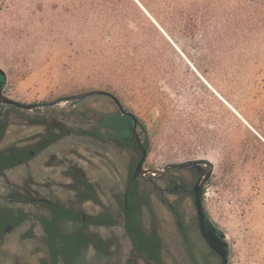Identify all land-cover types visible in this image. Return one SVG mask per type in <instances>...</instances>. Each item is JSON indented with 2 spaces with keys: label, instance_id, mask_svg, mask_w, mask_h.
Returning a JSON list of instances; mask_svg holds the SVG:
<instances>
[{
  "label": "rangeland",
  "instance_id": "1",
  "mask_svg": "<svg viewBox=\"0 0 264 264\" xmlns=\"http://www.w3.org/2000/svg\"><path fill=\"white\" fill-rule=\"evenodd\" d=\"M134 1L158 17L153 0ZM96 2L0 0V69L8 93L48 102L89 89L112 92L143 123L149 164L212 163L203 203L210 220L227 234L230 264H264V85L257 88L253 81L264 80V67H245V56L226 52L229 44L221 35V19L232 15L231 26L250 33V41L242 42L256 49L249 60L264 63V0H181V7L207 25L216 54L198 60L196 45L203 37L184 38L165 20L171 47L156 40L164 59L150 64L118 58L114 47L121 42L99 32L110 12L101 14ZM157 68L172 70L176 77ZM112 104L109 98L91 97L59 107L79 112L72 120H82L89 129L102 114L117 111ZM88 151L93 149L84 148L85 156ZM134 157L114 159L110 173L117 193L125 180L123 162ZM152 199L163 217L166 248L175 232L173 215ZM18 247L19 264L37 263L39 256L31 255L28 242Z\"/></svg>",
  "mask_w": 264,
  "mask_h": 264
},
{
  "label": "flooded vegetation",
  "instance_id": "2",
  "mask_svg": "<svg viewBox=\"0 0 264 264\" xmlns=\"http://www.w3.org/2000/svg\"><path fill=\"white\" fill-rule=\"evenodd\" d=\"M109 99L117 111L85 129L82 120H72L79 112L59 107L65 102L11 96L0 69V264H19L18 246L26 242L31 255L39 256L36 264H222L199 230L193 198L207 165L149 164L143 123L121 115ZM139 144L147 149L140 170L160 175L136 174ZM84 148L93 151L85 156ZM131 154L117 193L111 166ZM207 182L201 187L205 229L218 236L203 203ZM153 197L173 215L175 232L166 248ZM228 252L230 264V247Z\"/></svg>",
  "mask_w": 264,
  "mask_h": 264
},
{
  "label": "trees",
  "instance_id": "3",
  "mask_svg": "<svg viewBox=\"0 0 264 264\" xmlns=\"http://www.w3.org/2000/svg\"><path fill=\"white\" fill-rule=\"evenodd\" d=\"M153 1L156 5L155 10L158 13V17L142 1L140 5L145 11L134 0H97L96 5L101 14L107 15V12H110V16L103 22L104 26L99 32L102 37H111L115 43L121 42L119 46L114 47V53L118 58H122L125 61L138 60L149 64L155 63L158 60L163 61L164 54L162 50L164 48L161 50L154 44L158 40L166 46L171 47L169 39H166L167 37L165 36H168V32L164 29L162 23L165 20L169 22L173 30L177 29L178 34L184 38H194L198 34L203 37L204 40L197 42L196 45V49L200 50V54L197 57L198 60L215 56L217 50H214L211 44H209L211 33L208 31L207 25L202 23V21L199 22L196 16L185 10V7H181V0ZM139 17L142 19V22L139 21ZM221 23V35L223 38L225 37L224 40L228 41L229 44L226 52L229 51L230 54L239 52L246 58L245 67L247 66L252 70L253 67L262 70L264 63L259 61L251 62L249 60L252 55H256V49L252 45H249L250 43H247L245 46L242 45V42L250 41L249 31L239 29L237 26L232 27V23H235L232 15L227 18L223 17ZM131 25L133 26L132 29L129 27ZM128 49L131 50L130 53ZM156 70L162 71L163 74L165 73L172 78L176 77L173 76L175 73L172 70L166 71L164 68H157ZM253 81L257 88L260 85H264V80L260 84L255 80Z\"/></svg>",
  "mask_w": 264,
  "mask_h": 264
},
{
  "label": "water",
  "instance_id": "4",
  "mask_svg": "<svg viewBox=\"0 0 264 264\" xmlns=\"http://www.w3.org/2000/svg\"><path fill=\"white\" fill-rule=\"evenodd\" d=\"M91 97H108L111 98L114 103L116 104L119 113L121 115H126V116H132L134 121H137V117L133 115L131 112H129L123 104L119 101V99L110 91L106 90H101V89H89V90H84L76 94H71V95H66L64 97H61L54 102L51 103V105H56L61 102H69V103H74L76 101L86 99V98H91ZM139 147L141 148L142 151V157L141 160L138 164L136 174H143L144 172H149L151 174H156L160 175L162 171L151 169V170H140L142 162L145 160L147 156V149L143 148L141 144H139ZM187 163H192V164H199L203 163L207 165L208 171L207 174H205L203 177L197 180L194 188H193V198H194V204L197 210V218H198V225H199V230L207 242L208 246L213 249L217 254L221 257L222 259V264H229V241L227 234L221 230H219V235L216 236L211 230H206V214L204 212V208L202 205V196H201V187L203 182L207 179V181L211 178L212 172H213V165L212 163L207 160V159H200V160H194V161H187Z\"/></svg>",
  "mask_w": 264,
  "mask_h": 264
}]
</instances>
